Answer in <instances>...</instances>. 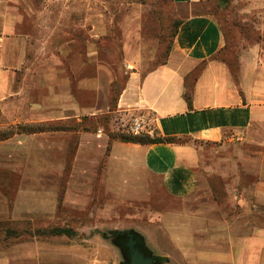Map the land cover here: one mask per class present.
<instances>
[{"label":"crops","instance_id":"1","mask_svg":"<svg viewBox=\"0 0 264 264\" xmlns=\"http://www.w3.org/2000/svg\"><path fill=\"white\" fill-rule=\"evenodd\" d=\"M172 1L186 14L171 50L149 72L131 73L116 108L136 117L148 114L159 135L180 140L163 144L111 141L101 128L95 132L67 128L16 132L0 140L1 229L47 228L40 220L55 216L60 197L67 208L71 195L68 187L61 193L56 183L48 188L40 183L62 182L54 168L67 166L72 142L76 156L93 151L103 154L111 143L115 164L124 162L130 171L160 179L164 194L179 203L175 209L159 212V223L147 236L161 251L159 255L168 257L165 264H264V179L253 175V184L247 188L242 175H232L230 180L219 175L221 192L219 185L211 184L213 175L203 174L201 152L210 143L264 145V70L257 56H242L236 74L217 57L226 40L215 16L200 12L208 0ZM22 20L18 15L15 24L6 21L0 36V113L15 125L81 123L86 109L67 114L50 107V101L31 102L22 93L30 62L28 36L18 32ZM33 81L38 87L46 82L38 72ZM186 93L191 95L192 106ZM47 240L33 236L8 245L0 242V264H118L67 245L56 249Z\"/></svg>","mask_w":264,"mask_h":264},{"label":"rangeland","instance_id":"2","mask_svg":"<svg viewBox=\"0 0 264 264\" xmlns=\"http://www.w3.org/2000/svg\"><path fill=\"white\" fill-rule=\"evenodd\" d=\"M200 11L217 19L226 40L217 57L227 62L235 74L245 55L257 56L264 70V0H210ZM184 14V9L172 0H0V36L6 21L15 24L16 17L23 16L18 32L28 36L30 62L26 83L21 86L31 102L50 101V107L66 110L67 114L87 110L81 123L68 120L48 126L93 132L101 128L109 137L117 134L119 138L131 132L136 117L118 112L119 95L132 72L142 76L165 61L175 23ZM37 72L40 79L46 80L45 86L34 84ZM22 78L20 73V83ZM98 101L100 107L95 109ZM90 113L98 115L92 117ZM16 127L0 113L1 133ZM240 143H210L201 149L203 174L213 175L211 184L219 185L221 192L219 175L229 180L232 175H242V184L247 188L253 184V175L264 179V145ZM74 145L72 142L67 150V166L54 168L62 182L40 183L47 188L56 183L61 193L68 187L71 199L67 208L60 197L55 216L40 220L47 228L24 229L16 235L0 228V242L8 245L18 238L40 236L56 249L67 245L73 251H86L89 257L97 254L103 260L121 264L124 256L112 235L116 230L133 229L144 237L153 254H160L147 236L151 227L158 225L159 212L175 209L179 203L164 194L160 179L143 171H130L124 162L115 164L117 160L110 157L111 143L103 154L93 151L77 156ZM59 227H67L70 236L48 234Z\"/></svg>","mask_w":264,"mask_h":264},{"label":"trees","instance_id":"3","mask_svg":"<svg viewBox=\"0 0 264 264\" xmlns=\"http://www.w3.org/2000/svg\"><path fill=\"white\" fill-rule=\"evenodd\" d=\"M210 2V0H208L207 2L201 4V6L206 7V5ZM202 12V11H200ZM205 12V11H203ZM182 21L179 20L177 23H175V31L173 34V38L175 37L178 27L181 25ZM185 97L189 103L190 106H192V101H191V95L190 93H186ZM53 128L46 125V124H25V125H17L16 129H10L9 131L5 132V133H1L0 132V140H4L7 138H10L11 136H13L16 132L19 133H35V132H42V131H47V130H52ZM111 139H119L123 142H129V143H135V144H163V143H175L177 141H179L180 139H177L176 137H163L161 135H159L156 131L154 133V135H150V133L143 131L141 133L138 134H134L132 132H127V133H123L119 136V138H117V134H113L110 136ZM109 149H110V145H109ZM9 234H13L16 235V231L15 230H6ZM70 232L67 229H62V228H58V229H51L50 231H48V234L50 235H55V236H62V235H67L70 236ZM7 233V234H8ZM8 237V236H7Z\"/></svg>","mask_w":264,"mask_h":264},{"label":"water","instance_id":"4","mask_svg":"<svg viewBox=\"0 0 264 264\" xmlns=\"http://www.w3.org/2000/svg\"><path fill=\"white\" fill-rule=\"evenodd\" d=\"M114 244L122 249L124 261L121 264H165L168 257L153 254L147 247L144 237L137 231L116 230L112 235Z\"/></svg>","mask_w":264,"mask_h":264},{"label":"built area","instance_id":"5","mask_svg":"<svg viewBox=\"0 0 264 264\" xmlns=\"http://www.w3.org/2000/svg\"><path fill=\"white\" fill-rule=\"evenodd\" d=\"M130 131L134 134L146 131L150 133V135H154L155 130L152 127L151 117L145 114H141L138 117H135L130 125Z\"/></svg>","mask_w":264,"mask_h":264},{"label":"flooded vegetation","instance_id":"6","mask_svg":"<svg viewBox=\"0 0 264 264\" xmlns=\"http://www.w3.org/2000/svg\"><path fill=\"white\" fill-rule=\"evenodd\" d=\"M121 251H122V249H120ZM122 253H123V251H122ZM123 256H124V253H123Z\"/></svg>","mask_w":264,"mask_h":264}]
</instances>
